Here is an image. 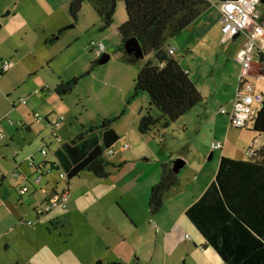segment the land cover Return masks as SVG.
Returning a JSON list of instances; mask_svg holds the SVG:
<instances>
[{
  "label": "rangeland",
  "instance_id": "374dc122",
  "mask_svg": "<svg viewBox=\"0 0 264 264\" xmlns=\"http://www.w3.org/2000/svg\"><path fill=\"white\" fill-rule=\"evenodd\" d=\"M11 1L0 13V110L16 121L15 125L6 120L0 124V133L7 136L0 142V264H225L214 248L203 245L204 237L188 216L180 218V214L187 200H193L203 174L216 166L222 149L215 150L213 157L208 149L213 142H224L228 134L226 152L236 159L248 158L247 150L258 145L260 134L253 130V122L246 128L229 127L230 119L220 109L231 105L219 94H211L218 84L219 93L223 88V95H232L242 74L235 57L244 38L227 39L217 29L197 51L204 53L203 58L186 59L187 53L179 46L176 57L185 59L184 66L192 70V78L205 88L207 97L169 127L158 126L142 134L140 118L151 104L148 93L135 95L144 60L129 63L118 50V27L127 19L124 2H118L114 22L104 26L87 0L75 8L76 18L70 11L74 0H48L50 6L45 8L37 0ZM259 8L264 12V4ZM9 9L12 13L4 16ZM56 35L59 38L49 42ZM93 42L104 43L111 59L91 70L92 63L100 59ZM6 60H14L16 67L2 74ZM78 76L71 92H56L61 80ZM250 77L264 92V77ZM30 107L44 120L45 112L52 111L53 118L62 119L57 126L61 142L44 120L30 131L18 124L23 110ZM151 111L155 116L161 114L155 106ZM105 118H116L113 127L121 135L112 147L114 153H105V157L114 163L125 162L123 168L110 166L108 178L83 171L68 184L61 176L63 169L46 164L42 181H37L40 173L31 165L33 156L38 163L52 162L59 144L102 124ZM178 159L187 162L178 173L181 184L167 191L163 206L153 211L152 188L160 181L164 164ZM25 186L29 191L22 194ZM53 189L59 193L69 190L66 207L57 205L38 215L36 208L45 204ZM176 219L183 231L171 235L176 246L167 256L161 228L169 229Z\"/></svg>",
  "mask_w": 264,
  "mask_h": 264
},
{
  "label": "trees",
  "instance_id": "16d2710c",
  "mask_svg": "<svg viewBox=\"0 0 264 264\" xmlns=\"http://www.w3.org/2000/svg\"><path fill=\"white\" fill-rule=\"evenodd\" d=\"M87 1L101 16L104 26L114 22L118 2L125 4L127 19L118 27L121 37L118 50L129 63L144 60L135 83V95L148 93L151 104L140 118L139 131L142 134L158 126L169 127L204 101L189 71L175 56L172 40L216 0ZM74 4L75 0L70 11L76 18L78 13ZM61 33L62 30L58 35ZM58 35L49 42L56 41ZM131 38L140 42L144 58L127 52L126 43ZM172 47L175 48L174 53L170 52ZM98 63L99 59L95 60L91 70ZM80 77L59 82L56 92L60 95L71 92ZM152 106L157 107L161 114H152ZM115 120L105 118L102 124L92 125L70 141L60 144L53 151L52 162H34L37 171H41L40 176L43 178L45 175L46 164L63 169L61 175L65 174L63 178L68 179V184L83 171H89L98 178H108L112 175L110 166L123 168L125 162L114 163L105 157V153L121 138L113 127ZM47 121L50 122L49 118ZM253 130L264 134V101L253 119ZM173 164V161L164 164L161 179L152 188L150 205L153 211L163 206L165 193L180 184ZM55 192L57 190L53 189L51 195ZM186 214L204 237L205 245L214 248L225 264H264V145L247 159L222 156L215 180L190 205Z\"/></svg>",
  "mask_w": 264,
  "mask_h": 264
},
{
  "label": "built area",
  "instance_id": "2783aa9c",
  "mask_svg": "<svg viewBox=\"0 0 264 264\" xmlns=\"http://www.w3.org/2000/svg\"><path fill=\"white\" fill-rule=\"evenodd\" d=\"M213 4L219 5L222 11V32L227 39H234L239 35L246 36V42L244 46L236 54L235 60L242 67L241 74V89L236 95V100L231 110H227L225 107L220 109V113L225 114L230 119V124L236 128H246L250 122H253L257 111L264 101V94L257 90L249 80V76L255 67L256 53L261 54V58H264V22L262 21V11L260 5L262 0H216ZM93 48L97 55L102 57L106 51L105 45L102 42H93ZM175 48L170 49L171 53H174ZM14 62L12 60H6L2 63L1 72L5 73L11 70ZM259 76L264 77V72H260ZM22 103L27 104V99H22ZM36 118L43 119L40 113H35ZM9 123L16 124L12 118H7ZM62 119L54 118L50 120L52 126L57 127L62 123ZM22 125V123H18ZM53 135L61 142L59 134L54 130ZM6 137L5 134L0 133V141ZM128 147V144L125 145ZM213 149H222L223 142H214L212 144ZM248 155L255 153V149L252 146L247 150ZM114 150L110 149L107 154H113ZM44 154L47 155V151L44 150ZM34 164L33 158L31 159V165ZM65 177V174L61 175ZM40 176L37 181H41ZM29 191L27 186L21 189V193L25 194ZM69 196V190L66 189L59 193L58 191L53 193L47 198L45 204L36 208L38 215H44L50 212L55 206L61 205L66 207L67 198ZM186 237H190L188 234Z\"/></svg>",
  "mask_w": 264,
  "mask_h": 264
},
{
  "label": "crops",
  "instance_id": "0c3cea01",
  "mask_svg": "<svg viewBox=\"0 0 264 264\" xmlns=\"http://www.w3.org/2000/svg\"><path fill=\"white\" fill-rule=\"evenodd\" d=\"M20 1H22V0H20ZM20 1H18L16 3V5H15L16 8H18L20 6ZM24 1H26V0H24ZM37 2L40 3L41 5H43L44 8L46 6H50V3H49L48 0H39V1L37 0L36 3ZM11 3H12L11 0L10 1H8V0H0V13L2 11H5L6 9H8L10 7ZM40 4H39V6H40ZM52 10H53V5L48 9V11L52 13ZM12 11L13 10H10L9 9V14H11ZM9 14L8 13L7 14H4V16L9 15ZM222 15L223 14H222V11H221L219 5L212 4V6H210L208 9H206L202 13V15L196 21H194L192 24H190L178 37H176V38H174L172 40V46H174L176 48L175 56L177 54L178 47L180 46V48H182L187 53L186 54V57H185L186 59H188V58L194 59L195 56H198L199 58H203V55L202 54H204V53H197V51L201 47H204L206 45V43H208V41H207L208 38L209 39L213 38V36L215 34V31L217 29H219V32H222ZM241 37H243L244 40H245V42H246V36L245 35H239V36L235 37L232 40H237V39H239ZM244 40H243V42H244ZM244 44L239 48V50L244 46ZM181 53H183V52H181ZM255 55H256V57H259V61L255 62V67H254L253 71L251 72V75H255V76L260 77L259 76V73L260 72H264V58H261L262 56H261L260 53H256ZM184 60L185 59H183L182 61L180 60V63L182 64V66L185 69H187L189 71V74H190V76L192 78L193 72H192V70H190V68H186L184 66L185 65L184 64ZM12 61L14 62V65L11 68V70L12 69H15V67H16L15 61L14 60H12ZM11 70H9V71H11ZM250 78L251 77L249 76V80H250ZM238 79H239L237 81L238 84L236 85V88H234V90H232V95H230L228 92L226 93V95H223L222 94L224 92V89L223 88H221L222 91L219 93L218 90L216 89V88H219L218 87V84L215 85L216 86L215 90H212L213 87H214V85H212L209 88V91L212 90L211 91V94L212 95L217 96L219 94L221 96V98L226 102L227 105H231L230 106L231 108H229V109L226 108L227 110H231L233 108V105H234L233 103H235L236 95H237V93L241 89V76H240V78L238 77ZM193 80L196 83V85L199 88V90L202 92L203 96L205 97L207 95L204 92V89L205 88H203V86H200V84H198L199 82L195 78V76H194V79ZM255 87H256V85H255ZM45 89L46 88H43V90H45ZM258 90H260V89H258ZM260 91H262V90H260ZM209 100L210 99H208L207 102H209ZM27 105H29V104H27ZM14 107L17 108V103L14 104ZM34 110H35V108L30 107L27 110H23V112H22L23 113V119H21L22 121H20V123H22L21 126L24 127V128H28L29 131L32 130V129L37 128V125H36L37 123L36 122H40V121H43L44 120V117H43V119H40V120L38 118H36L35 113H38V112H35ZM26 111H28V112H26ZM6 112H7L6 110H0V124H2L5 120L8 121L7 118H9V115H7ZM198 112L202 115L205 112V109L202 107L201 109L198 110ZM30 115L33 116V119L30 118L31 117ZM54 115H55V113L53 111L52 112H49V113L45 112V119L46 120H44V122H46L49 126H51L53 132H54V130H56L58 132V134H59L58 127L52 126V124L47 121V118H49V120H53L54 119L53 118ZM229 127H231V125ZM224 138H225V141H224L225 143L223 142V148H222L221 153L219 155V158H218V161L216 163V166L214 168H212V170L211 169L207 170L203 174L202 180L197 185H195V187L196 186L197 187H196V189L194 188V191H193V197L194 198H193V200H191V199L190 200H187V203L183 206V210H182V212L180 214V218L183 217V214H186V211L190 207V205L195 200L199 199L204 194V192L207 189V187L215 180L216 174L218 172V169L217 168H219V165H220L222 156L226 155V156H229V157H232V158L235 157V156H233V154H229V152H226L227 151L226 150L227 143H228V140H229L228 134ZM256 139L258 140V145H256L254 143L253 147H254L255 150H258V149H260L264 145V134H260L259 135V138H256ZM208 149H209V151L212 150L211 155L213 157H215V152H216L215 150H217V149H213L212 145L209 146ZM247 154H248V151H247ZM244 159H247V158H244ZM34 162H35V164L41 163V162L38 163L35 158H34ZM186 164H187V162H186ZM35 169H36V167H35ZM216 170H217V172H216ZM36 171H37V169H36ZM37 172L41 173V171H37ZM199 174H200V172H199ZM179 180L181 181V179H179ZM41 181H42V178H41ZM180 184H181V182H180ZM50 195H51V193H50ZM50 195H47L46 196V199ZM178 221L179 220L176 219L170 225V228L169 229H167L165 227H162L161 228V232L163 233L162 235L165 234V237L164 238L161 237V239H162L161 243L163 245L164 251L166 252L167 256H168V252L171 251V250H173L172 246L173 247L176 246L175 243L171 242V235L172 234H175V233L181 234V232L183 231V227L178 223ZM164 229H165V231H164ZM186 235H187V233H186ZM177 245H180V244H177ZM203 245H205V244H203ZM196 247H198V246L196 245ZM205 247L208 248L209 246H206L205 245ZM165 260H167V258ZM183 264H186V262H183Z\"/></svg>",
  "mask_w": 264,
  "mask_h": 264
},
{
  "label": "water",
  "instance_id": "95a60500",
  "mask_svg": "<svg viewBox=\"0 0 264 264\" xmlns=\"http://www.w3.org/2000/svg\"><path fill=\"white\" fill-rule=\"evenodd\" d=\"M262 3L264 4V0H262ZM83 4V0H77L75 1L74 8H81ZM9 14V11H8ZM2 28V23L0 22V29ZM126 50L129 53H134V55L138 58H144L145 54L142 50L140 42L136 38H131L126 43ZM111 59L110 53H104L103 56L99 59V64H105ZM186 161L183 159H178L173 164V170L176 174H178L181 169L185 166ZM100 264L102 262L100 261Z\"/></svg>",
  "mask_w": 264,
  "mask_h": 264
},
{
  "label": "clouds",
  "instance_id": "9594fccd",
  "mask_svg": "<svg viewBox=\"0 0 264 264\" xmlns=\"http://www.w3.org/2000/svg\"><path fill=\"white\" fill-rule=\"evenodd\" d=\"M101 58V57H100Z\"/></svg>",
  "mask_w": 264,
  "mask_h": 264
}]
</instances>
